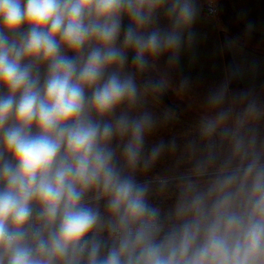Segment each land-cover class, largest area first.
I'll return each instance as SVG.
<instances>
[{"label":"clouds","instance_id":"clouds-1","mask_svg":"<svg viewBox=\"0 0 264 264\" xmlns=\"http://www.w3.org/2000/svg\"><path fill=\"white\" fill-rule=\"evenodd\" d=\"M198 14L196 0H0V264H264V106L251 94H209L204 154L166 213L135 178L175 142L145 152L155 121L133 111L166 81L138 84L128 52L139 73L177 62Z\"/></svg>","mask_w":264,"mask_h":264},{"label":"crops","instance_id":"crops-1","mask_svg":"<svg viewBox=\"0 0 264 264\" xmlns=\"http://www.w3.org/2000/svg\"><path fill=\"white\" fill-rule=\"evenodd\" d=\"M229 2L246 26L264 35V0ZM196 3L199 14L190 29L192 39L190 42L185 39L177 62L170 65L179 89L202 92L226 85L229 93H263L264 51L237 40L224 26L220 14L209 16L205 13L203 0H196ZM158 26H169L163 14ZM159 59L168 62L166 55ZM126 71L133 73L129 64ZM146 98L148 95L144 92L142 100Z\"/></svg>","mask_w":264,"mask_h":264},{"label":"rangeland","instance_id":"rangeland-1","mask_svg":"<svg viewBox=\"0 0 264 264\" xmlns=\"http://www.w3.org/2000/svg\"><path fill=\"white\" fill-rule=\"evenodd\" d=\"M171 64L160 59L153 62L150 68L152 74L158 79L166 81V90L169 92L172 102L180 107V112L172 109L161 101L151 90L146 91L148 98L142 100L141 104L134 109L133 114L149 112L152 114L155 125L152 132L146 137L145 152L147 153L154 145L163 142L166 146L175 142V150L165 148L160 158L148 170L138 169L135 178L140 182L150 183V202L159 207L162 213H166L174 204L177 183L176 178L184 174L187 169L192 168L196 161L204 154L203 145L199 139V123L208 112L207 97L215 90L202 92L183 91L179 89L178 79L171 73ZM134 73V72H133ZM137 82L143 85L140 78ZM243 93H229V101ZM262 106L264 105V92L249 93ZM237 108L243 107L242 104L236 105ZM182 113V114H180ZM184 114V115H183ZM256 126L264 135V119L256 122ZM190 142H195L196 151L189 148ZM119 142L114 141V146ZM217 150L224 152L226 145L217 143ZM119 152V149H117ZM168 179L169 183L164 190L160 189L158 180Z\"/></svg>","mask_w":264,"mask_h":264},{"label":"trees","instance_id":"trees-1","mask_svg":"<svg viewBox=\"0 0 264 264\" xmlns=\"http://www.w3.org/2000/svg\"><path fill=\"white\" fill-rule=\"evenodd\" d=\"M219 6V14L224 26L237 40L255 49L264 51V35L255 32L254 30L246 26L233 12L229 0H220ZM176 111L178 113L180 112V110ZM190 169L191 168L187 169V171H189Z\"/></svg>","mask_w":264,"mask_h":264},{"label":"water","instance_id":"water-1","mask_svg":"<svg viewBox=\"0 0 264 264\" xmlns=\"http://www.w3.org/2000/svg\"><path fill=\"white\" fill-rule=\"evenodd\" d=\"M124 24H127L128 23V20L127 18H124L123 21H122ZM69 55H71V53H69ZM128 57H129V66L131 67L132 71L134 72V74L138 77V78H144V81H145V78H147V74H148V71L144 72V73H139V72H136L134 66L131 64V57H132V52L129 51L128 52ZM152 93L154 95H156L161 101H163L164 103H166L168 106H170L171 108L173 109H176V110H180V107L179 106H176L172 100H171V97L169 95V92L164 89L162 91H159V92H154L152 91Z\"/></svg>","mask_w":264,"mask_h":264},{"label":"built area","instance_id":"built-area-1","mask_svg":"<svg viewBox=\"0 0 264 264\" xmlns=\"http://www.w3.org/2000/svg\"><path fill=\"white\" fill-rule=\"evenodd\" d=\"M205 13L209 16H217L220 12L219 0H203Z\"/></svg>","mask_w":264,"mask_h":264},{"label":"flooded vegetation","instance_id":"flooded-vegetation-1","mask_svg":"<svg viewBox=\"0 0 264 264\" xmlns=\"http://www.w3.org/2000/svg\"><path fill=\"white\" fill-rule=\"evenodd\" d=\"M140 79H141V81L143 83L144 82V78H140ZM148 80H158V78L154 74H152L150 69L148 70L147 78H145V81H148Z\"/></svg>","mask_w":264,"mask_h":264}]
</instances>
